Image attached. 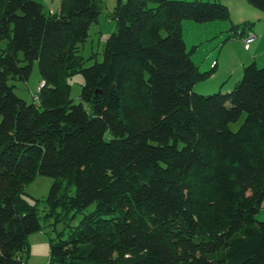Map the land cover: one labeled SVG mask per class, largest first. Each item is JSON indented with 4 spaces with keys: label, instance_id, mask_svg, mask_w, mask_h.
Listing matches in <instances>:
<instances>
[{
    "label": "trees",
    "instance_id": "obj_1",
    "mask_svg": "<svg viewBox=\"0 0 264 264\" xmlns=\"http://www.w3.org/2000/svg\"><path fill=\"white\" fill-rule=\"evenodd\" d=\"M247 1L264 13V0ZM100 13V0H62L54 15L0 0V264H26L42 230L24 192L38 175L54 180L46 218L68 229L49 264H264V67L245 66L231 92L198 94L216 65L201 72L183 38V21L229 9L118 0L103 60L84 68L79 45ZM35 63L42 86L28 104L10 82H27ZM70 214L83 218L72 226Z\"/></svg>",
    "mask_w": 264,
    "mask_h": 264
},
{
    "label": "rangeland",
    "instance_id": "obj_2",
    "mask_svg": "<svg viewBox=\"0 0 264 264\" xmlns=\"http://www.w3.org/2000/svg\"><path fill=\"white\" fill-rule=\"evenodd\" d=\"M35 1L43 5L46 14H51V10L58 14L57 5L60 4L62 0H55L56 2L54 0ZM117 1L118 0H100L101 13L98 21L91 26L87 41L80 44L78 49V55L83 57L85 61L84 68L90 67L96 62H101L103 60L104 45L109 36L116 30V23L112 20L111 15ZM199 1L216 2L226 6L229 9V18L227 20H216L206 24H198L189 20L184 21L182 27L183 38L187 50L191 51L194 49L191 57L193 62L199 67V70L201 72H210L212 63L213 66L218 62L221 64V67L219 65L220 68L218 71L215 70L211 76H208L204 81L196 85L194 92L205 96L213 95L220 91L222 93L231 92L242 79L244 67L241 66V64L244 62L245 53H249L246 52L242 40L238 38V36L235 37L232 28L233 26H241V28H244L246 23L249 24L252 22L250 26H252V28L255 27L254 32L259 37V34H264V20H260L258 17L261 15L260 13H262V15H264V13L255 9L247 0ZM258 43V45L256 44L259 47L257 49L255 47L253 48V45L250 46L251 53L253 50L261 54L264 53V37H261V39L259 37ZM6 46L7 43L2 42L0 48L5 49ZM19 57L23 59L22 54H20ZM218 57H220V59ZM249 64L251 63L245 66ZM257 67L263 68L264 60L259 59ZM10 84L15 85L14 91L19 98L23 99L28 104L34 103V100H37V93L41 85L38 64H34L32 75L27 82L11 81ZM68 84L71 86V98L75 103H79L82 86L84 84L83 76L80 73L74 75L68 80ZM245 117L246 115L244 114L238 122L230 124V130L232 132H237L243 124ZM53 183L54 180L52 178L38 175L24 188L26 194L25 198L29 203L37 207L42 228L40 232L34 233L28 238L29 252L26 255V264H49L50 241L55 240L60 233L67 234L68 229L66 227V222L62 220L55 222L52 216L46 218L48 210L47 198ZM94 209L95 205L90 206L85 210L84 215L92 212ZM72 216V214L69 215V219H71L69 224L72 226L78 225L83 218L82 214H78L76 217L73 216V218ZM256 218L259 221L264 220V209L260 211ZM65 236L66 235H64V237Z\"/></svg>",
    "mask_w": 264,
    "mask_h": 264
},
{
    "label": "crops",
    "instance_id": "obj_3",
    "mask_svg": "<svg viewBox=\"0 0 264 264\" xmlns=\"http://www.w3.org/2000/svg\"><path fill=\"white\" fill-rule=\"evenodd\" d=\"M55 1V0H54ZM56 2V1H55ZM62 2V1H61ZM58 6V11H60V7H61V3L60 4H58L57 5ZM57 11V12H58ZM261 12V11H260ZM50 13L51 14H56L54 11H50ZM261 15H259V17H258V19H260V20H264V15H262V13H260ZM247 22H250V21H248V20H246ZM246 21H243V22H246ZM250 23H252V22H250ZM183 24H184V21L182 22V27H183ZM190 26V25H189ZM182 30H183V28H182ZM254 30H255V27L254 28H252V26H250V28L249 29H247L245 32L246 33H248V32H252L255 36H256V41L253 43V44H251V46L253 45V48L255 47L256 49L257 48H259L257 45L259 44L258 43V41H259V37H260V39H261V37H264V34H259V37L255 34V32H254ZM260 33V32H259ZM241 40H242V38L241 37H239ZM258 43V44H257ZM257 44V45H256ZM250 49L247 51L246 50V52H249V53H245V59H244V62H242V64H241V66H243V67H245V65L246 64H248V63H255L257 66H258V60L259 59H262V60H264V53H260V52H257V51H255V50H253L252 51V53H251V47H249ZM221 55V54H220ZM219 59H220V57H218ZM219 65H220V67H221V64H219V62L216 64V67H215V70H219ZM211 66H212V68L214 67L213 66V63L211 64ZM212 68H211V70H212ZM217 78V77H216ZM215 79V78H214ZM216 80V79H215ZM220 88H222V87H220Z\"/></svg>",
    "mask_w": 264,
    "mask_h": 264
},
{
    "label": "built area",
    "instance_id": "obj_4",
    "mask_svg": "<svg viewBox=\"0 0 264 264\" xmlns=\"http://www.w3.org/2000/svg\"><path fill=\"white\" fill-rule=\"evenodd\" d=\"M240 37L242 38V42L244 43L246 50H248L251 44H253L254 41L256 40V36L252 32H248V33L243 32V34H241ZM40 86H42V84Z\"/></svg>",
    "mask_w": 264,
    "mask_h": 264
}]
</instances>
